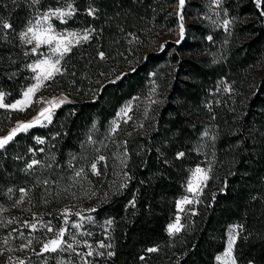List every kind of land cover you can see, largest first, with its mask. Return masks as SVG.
<instances>
[{
	"label": "trees",
	"instance_id": "trees-1",
	"mask_svg": "<svg viewBox=\"0 0 264 264\" xmlns=\"http://www.w3.org/2000/svg\"><path fill=\"white\" fill-rule=\"evenodd\" d=\"M176 1L75 0L77 12L67 24L92 25L96 33L71 51L62 73L50 81L72 99L56 109L49 124L18 132L0 149V234L8 232L20 189L30 192L38 210L50 211L56 196L51 182L81 181L89 185V215L113 221L94 231L92 241L111 243V249L99 251L115 255L88 257L91 264H216L234 222L243 225L234 247L237 264H264V0L261 7L255 0H221L216 10L231 19L228 29L202 17L210 13L204 0H187L185 16L196 10L197 17L188 19L189 35L179 42L154 46L146 33L130 38L141 24H176L170 6ZM29 4L0 0V17L17 31L34 9ZM57 4L41 0L36 7ZM90 6L97 10L94 17L87 15ZM15 56L22 57L15 43L0 39V92L6 101L28 83V69L17 73L22 64L10 61ZM152 80L162 96L139 99L112 134L110 120L119 107L143 96ZM24 114L0 108V132ZM34 158L40 163L29 169ZM203 158L210 176L197 210L170 234L177 198ZM68 261L83 264L77 254Z\"/></svg>",
	"mask_w": 264,
	"mask_h": 264
},
{
	"label": "rangeland",
	"instance_id": "rangeland-1",
	"mask_svg": "<svg viewBox=\"0 0 264 264\" xmlns=\"http://www.w3.org/2000/svg\"><path fill=\"white\" fill-rule=\"evenodd\" d=\"M261 4H262V0L259 5L260 7H261ZM203 5L208 7L207 9L210 11V13L207 14L203 12L202 17L207 15V17L210 18V23L214 25V27L221 26L224 29L229 28L231 19L229 17L221 15V13H218L216 10V4L212 3V1L210 0H204ZM58 6L60 5L57 4V5L49 6V7L56 8ZM170 6L172 7V12L175 11L178 16V21L176 24L169 25V26H168V22H164L161 24H157V23L141 24L139 33L133 34L132 36H130V38L131 39L141 38V35H144L146 33L148 36H151L152 45L156 46L160 44L161 46H163V44L167 42L168 40L179 42L184 36L189 35L187 22L189 21L188 19H196L197 17L196 10H194V13L192 15L190 14L189 17L185 16L183 9L187 6H188L187 8H190L187 3V0H184L183 5L180 4V0H177L175 3H172ZM47 8H44V9L39 8V9L43 11V10H46ZM191 9H194V8H191ZM261 10L264 11V8L263 9L261 8ZM34 14H35V9H32L28 14L26 23L29 19H31L34 16ZM168 15L166 16V19H168ZM200 17H201V14H200ZM0 18H2L6 22H9L8 20H5L3 17H0ZM68 20L69 18L67 19V22ZM146 20L147 19H145V21ZM225 21H229L227 28L224 27ZM26 23L24 24L22 28H20L17 31L16 30L12 31V30H7V29L0 30V33L5 34L6 38H10L12 42L15 43L16 47H18L20 51L22 52L21 58L20 57L17 58L16 56L15 58H10V61L12 62V64L18 63L19 61H20L19 63L22 64L21 69L20 68L16 69L17 73L20 70H26V69H28V71H31V69H29L27 65L30 63H35L38 59L44 58L42 55H39V54L25 55L26 51L30 52L32 45H25L21 43L17 34L25 28ZM52 23H53L54 28L57 31H61V32L83 33L85 29L91 28V29H94L95 31L92 32L90 38L93 36L94 33H96V28H94L92 25L80 24V25L69 26L67 23H61L59 20H56L55 18H53ZM181 25H183V28H181ZM83 43H86V42L81 41V43L78 45L74 44L71 48V51L75 47H79ZM71 51L68 52L64 56V58L60 61L59 66L61 67L62 70H64V63L67 57H69V54L71 53ZM38 53H44V54L51 56L48 46L46 45L41 46V48L38 49ZM100 53H103V58H105V53L103 51H100ZM51 58L56 59V56H51ZM262 68L260 66L259 68L260 71ZM28 71L25 72V77H28L26 78L28 79V83L25 84L24 86L20 85V88L22 87L20 91V95L12 101H6L5 95H4L2 103H4L5 105H10V104L15 103L17 100L23 99V93L27 90V88H29L30 86L36 83L34 79V76L36 75V73H33L31 71V74H29L30 72L28 73ZM57 74H55V76H57ZM51 80L45 81L43 83V86L35 93V95L32 98L33 101L35 102L31 103L30 106H26L23 110L25 111V114L23 116H18L15 119H13V121L11 122L7 130L0 132V138L7 136L13 128L18 126L19 123L30 122L34 118L38 117V114L40 113V111L43 108L48 107V104L46 103L47 101H50L53 99L57 101L58 106H53L50 108V115H51V120H52L56 109L59 106L63 105L64 103L72 99V97L69 95L67 90L62 89V88H57V84L51 83L50 82ZM221 85H223V87L225 88L230 87V84L227 83L226 79H222ZM161 96L162 95L159 89H157V84H154L152 80L150 83V86L148 87V89L146 90V93L143 96L135 95L123 102V104L117 110L116 114L110 120V132L112 134H117V132L121 128V124L129 120L136 103H138L142 98L146 100L150 99L151 101H156V99H159ZM61 100H63L64 102L59 103V101ZM126 107L130 108V110L127 112V114H124L121 112V109H124ZM26 111L28 112L27 114H26ZM40 121H41L40 123H37L35 125H47L50 123L48 120H45L43 117H40ZM39 140H43V138L39 137ZM33 160L38 161V159L36 158H34ZM197 168H200L203 171L201 173L195 174L194 176L195 170ZM205 176L207 177L206 179L204 178ZM209 176H210V165L207 162V160L203 158V160L199 161L192 167L189 177L185 183V192L177 198L176 212L172 220L169 222L168 226L170 224L176 223L177 218H179V222L182 227L184 224L183 223L184 216L190 212H195L197 210V205L201 200L203 189L207 183ZM55 182H51L52 185H54V187L56 188L55 189L56 192H54V195L56 196H54L55 202L53 205V210L47 211L46 208L44 209L40 208L42 210L40 209L38 210L36 207H34L33 198L30 192H27L26 194L23 193V195L18 196L16 198L17 201L22 200L23 202L22 203H17V201L14 202L15 206L13 205V208L15 207L16 209L15 208L13 210L10 209L12 211H9V218H8L9 220L12 221V223L9 225L8 227L9 229L7 233L0 234V236H3L4 238L9 239V244L5 245L3 244V239L0 237V241H1L0 249L11 248L14 250L11 252L5 250L4 254L0 256L2 257V261L0 262V264H9V256L13 258L20 257L21 259L25 260V264H69L68 260L70 259V257L72 258L73 255L76 254L71 251H67L63 253L61 252L43 253V254L38 255V253H41V242L46 239L52 238L53 236V233H49L47 232L46 228L41 227V224L49 223V222L54 230L63 226V227H67L69 232L75 234L76 239L81 241V243L78 246H76L77 253L82 252L83 248L85 249V252L88 251V249L84 247V244H83V241L85 240H87L89 244H92L93 247L97 246V244L94 241H92V237H93L92 235H94L93 234L94 231L101 230V228L107 229L108 225L106 224L107 220L103 222L101 221L99 222L97 220H93L92 216L89 215V210H88V205H89L88 203L90 202L89 198H88V201H86L87 199L86 196L88 195L86 192V189L89 186L88 182H83V184L81 181L79 182L73 181L72 183H70L68 181L57 180V182L56 183ZM190 183L192 185L191 191H189ZM64 188L66 191L65 193L62 192ZM46 194L47 192L43 191L42 197H45ZM183 200H187L189 202L181 204L180 202ZM65 209H67L69 212L67 225H64L63 223L64 216L62 215V213L64 212ZM77 213H80V216L76 215ZM33 214H35V218L33 217ZM81 216L85 217V219H81L80 218ZM89 217L91 219H88ZM25 222L36 223L37 230L32 231L29 227L26 226ZM73 223H80L82 227L80 229L73 228L72 227ZM237 225H242V223L234 222L229 225L227 229V239H226L225 248L219 253H217L216 257L223 256L227 248V242H228L230 230H232L233 226H237ZM13 229H15L16 231H13ZM241 230H242L241 228H236L235 233L233 234H236V233L239 234ZM21 232L23 233L24 238H21V235H20ZM83 233H91V235H83ZM28 238L33 239V243L31 247L29 249H25L24 251H19L18 249L20 248L21 244L26 243ZM65 239L68 240L69 237L66 235ZM233 254L235 257V253ZM216 264H224V261L216 259Z\"/></svg>",
	"mask_w": 264,
	"mask_h": 264
},
{
	"label": "snow or ice",
	"instance_id": "snow-or-ice-1",
	"mask_svg": "<svg viewBox=\"0 0 264 264\" xmlns=\"http://www.w3.org/2000/svg\"><path fill=\"white\" fill-rule=\"evenodd\" d=\"M15 2V0H13ZM41 0H30L29 6L35 9L34 16L29 19L25 25V28L20 31L17 35L21 41V43L25 45H32L30 52L26 51L25 55H42L43 59H38L35 63H30L27 65L29 69L33 73H36L34 76V79L36 81L35 84L27 88V90L23 93V99L17 100L15 103L10 105H5L2 103L4 93L0 92V108L8 107L14 110H21L23 111L26 106H30L31 103L35 102L33 101V96L35 93L43 86V83L45 81L51 80L54 78L55 74L62 73V69L59 66L60 61L64 58V56L71 51V48L74 44L78 45L81 43V41L87 42L90 39V36L92 32H94V29H85L83 33H77V32H61L57 31L52 23L53 18L56 20H59L61 23H67V19L74 16L77 12V9L75 7V0H58V4L60 6L56 8H47L46 10L41 11L38 6L40 4ZM184 0H180V4L183 5ZM214 3L218 6L221 3V0H214ZM257 6L259 7L261 0H256ZM96 9L93 7H89L87 9V15L89 16H95ZM264 15V11L261 13ZM229 21L224 22V27L227 28ZM181 28H183V25H181ZM12 30L13 26L11 23L4 21L2 18H0V30ZM6 35L0 33V39H5ZM208 39H211L209 37ZM48 46L49 52L51 53V56H56V59H52L50 55L44 54V53H38V49L41 48V46ZM101 58H103V53L99 54ZM226 90L231 91L230 87ZM43 102V101H41ZM64 101L61 100L59 103H63ZM48 107L43 108L40 113L38 114V117L34 118L30 122H21L18 124L17 127L13 128L10 133L0 138V149H3L10 141L13 140V138L16 136V134L20 131H26L28 128L34 126L37 123H40V117H43L45 120L51 121V115H50V108L53 106H58L57 101L55 99L47 101ZM130 110V108L126 107L124 109H121V112L124 114H127V112ZM205 136L208 135L207 132L204 133ZM39 143H43V140H39ZM184 153H178V157H182ZM105 158L103 156L99 157V160H104ZM40 161L33 160L31 163L27 165L29 169H31L34 165L39 164ZM91 168L95 171L96 170V164L93 163L91 165ZM203 170L200 168H197L195 170L194 176L197 173H201ZM83 172V169L77 171L75 173L76 177H80ZM97 174H99L97 172ZM207 178L206 176L204 177ZM44 183H47L45 181ZM192 190L191 183L189 184V191ZM11 191V190H10ZM21 192L25 193L27 190L20 189ZM23 201H17V203H22ZM189 201L183 200L180 203H188ZM134 206V201L131 202ZM15 206V205H14ZM91 211H95V209H92ZM64 216V225L68 224V215L69 212L67 209L64 210L62 213ZM76 215L80 216V213H77ZM33 217L35 218V214H33ZM81 219H85V217L81 216ZM88 219H91L90 217ZM3 221H0V224H3ZM7 223H12L11 220H9ZM113 223L112 220L106 221L107 225H111ZM26 226L29 227L32 231L37 230V224L36 223H29L25 222ZM41 227L46 228L47 232L53 233L52 238L46 239L41 242V253H55V252H67L71 251L73 253H76L77 255L81 256L83 264H91V262L87 259L88 257L95 256H104L107 255L108 257L114 256L115 253L113 251H99V249H111L113 245L111 243H105L104 241H99L97 243L96 247H93L92 244H89L87 240L83 241L84 247L88 249L86 253H77L76 252V246H78L81 241L76 239L75 234L69 232L67 227H60L56 230L53 229V227L49 223L41 224ZM73 228L80 229L82 225L80 223H73ZM236 228H241L242 225L233 226L232 230H230L228 242H227V248L223 254V256H217V260H223L224 264H237V261L234 257V245L238 236V233H235ZM181 230V225L179 222V218H177L176 223L170 224L168 226V231L170 234L173 232H179ZM13 231H16L13 229ZM21 238L23 237V233H20ZM68 236L69 239L66 240L65 236ZM83 235H91V233H83ZM71 241V242H70ZM33 243V239L28 238L26 243L21 244L19 251H24L25 249H29ZM3 244L8 245L9 239L5 238L3 240ZM13 251L14 249L8 248V249H0V255L3 254L4 251ZM148 252H155L157 251L156 248H149L147 249ZM143 259V257H141ZM9 264H25V260L21 259L20 257H11L9 256Z\"/></svg>",
	"mask_w": 264,
	"mask_h": 264
}]
</instances>
